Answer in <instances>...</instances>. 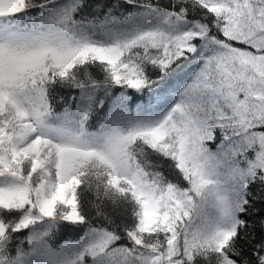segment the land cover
<instances>
[{"label": "snow or ice", "instance_id": "1", "mask_svg": "<svg viewBox=\"0 0 264 264\" xmlns=\"http://www.w3.org/2000/svg\"><path fill=\"white\" fill-rule=\"evenodd\" d=\"M0 264H264V0H0Z\"/></svg>", "mask_w": 264, "mask_h": 264}]
</instances>
